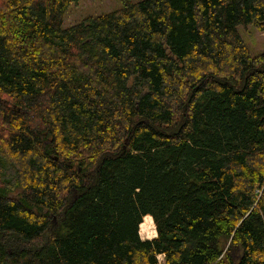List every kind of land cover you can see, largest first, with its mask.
<instances>
[{"label":"trees","instance_id":"16d2710c","mask_svg":"<svg viewBox=\"0 0 264 264\" xmlns=\"http://www.w3.org/2000/svg\"><path fill=\"white\" fill-rule=\"evenodd\" d=\"M77 2L0 3V264H264V0Z\"/></svg>","mask_w":264,"mask_h":264},{"label":"rangeland","instance_id":"374dc122","mask_svg":"<svg viewBox=\"0 0 264 264\" xmlns=\"http://www.w3.org/2000/svg\"><path fill=\"white\" fill-rule=\"evenodd\" d=\"M120 5L121 0H79V2L76 4H71L68 8V11L65 13L64 27L75 25L76 23H79L88 17H94L108 13L109 11H113L116 8H120ZM239 31L251 54L258 55L264 51V31L258 29L255 25H249L245 27L240 26ZM140 236L142 239H151L146 233H140Z\"/></svg>","mask_w":264,"mask_h":264},{"label":"bare ground","instance_id":"6f19581e","mask_svg":"<svg viewBox=\"0 0 264 264\" xmlns=\"http://www.w3.org/2000/svg\"><path fill=\"white\" fill-rule=\"evenodd\" d=\"M143 232L146 233L149 238H153L157 235L153 220L144 223V226L140 230V233L144 234Z\"/></svg>","mask_w":264,"mask_h":264},{"label":"built area","instance_id":"2783aa9c","mask_svg":"<svg viewBox=\"0 0 264 264\" xmlns=\"http://www.w3.org/2000/svg\"><path fill=\"white\" fill-rule=\"evenodd\" d=\"M162 258H164L162 255H159L158 259L163 260Z\"/></svg>","mask_w":264,"mask_h":264},{"label":"water","instance_id":"95a60500","mask_svg":"<svg viewBox=\"0 0 264 264\" xmlns=\"http://www.w3.org/2000/svg\"><path fill=\"white\" fill-rule=\"evenodd\" d=\"M156 231H157V230H156ZM156 236H157V235H156ZM156 236H155V237H156Z\"/></svg>","mask_w":264,"mask_h":264}]
</instances>
